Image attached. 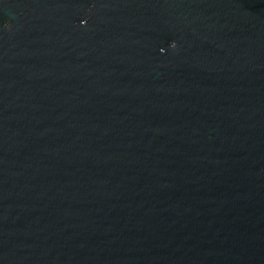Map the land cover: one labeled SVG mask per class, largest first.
<instances>
[{"label": "water", "instance_id": "water-1", "mask_svg": "<svg viewBox=\"0 0 264 264\" xmlns=\"http://www.w3.org/2000/svg\"><path fill=\"white\" fill-rule=\"evenodd\" d=\"M0 264H264V0H0Z\"/></svg>", "mask_w": 264, "mask_h": 264}]
</instances>
